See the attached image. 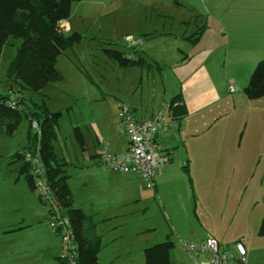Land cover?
<instances>
[{"label":"rangeland","instance_id":"374dc122","mask_svg":"<svg viewBox=\"0 0 264 264\" xmlns=\"http://www.w3.org/2000/svg\"><path fill=\"white\" fill-rule=\"evenodd\" d=\"M60 26L66 35L80 34L82 41L58 58L61 80L47 84L40 92L23 88L7 76L22 40L10 38L0 53V97L7 96L10 89L12 98L23 99L26 110H20L13 132L8 128L9 119L0 122V264H62L63 234L53 231L51 214L39 192L20 171L26 164L24 159H13L33 144L31 140L36 142L37 128L31 125V118L43 120L45 108L61 114L53 148L65 163L64 174L75 204H85L88 212L100 207L89 201L98 200L103 189L95 175L81 169L92 159L85 153L78 130L92 156L99 142L107 139L126 148L119 105L124 102L132 108L137 103L134 106L140 112L153 106L155 99L154 78L148 76L144 59L138 65L125 66L116 53L139 60L146 50L176 65L178 58L182 62L176 48L185 44L172 37H185L190 52L196 57L204 54V58L211 53L213 65L197 75L185 76L183 94L190 105L201 102L204 107L193 116L173 118L172 131L178 134L182 128L179 138L184 140L188 133L203 139L215 132L232 131L235 137L243 132L264 134V96L249 98L244 92L264 59V0H81L72 4L71 16ZM140 40L143 42L138 47L133 45ZM152 41L157 43L155 47H142ZM197 44L214 52L204 48L195 53ZM169 49L174 53H168ZM192 56L188 57L191 61ZM173 74L170 86L180 92L181 82ZM157 79V100L163 102L167 99L160 93L159 73ZM230 79L236 80L234 94L229 92ZM237 95L246 99L247 109L240 111L233 105ZM177 97L180 100L181 95L173 101H178ZM179 119L184 122L178 128ZM227 157L231 155L213 150L201 155L197 165L194 157L188 167L181 160L159 192L147 188L142 178L140 187L135 182L138 195L134 201L125 196V204L94 216L100 239L98 261L147 264L146 249L169 242L171 263L202 264L205 257L193 258L184 245L213 236L228 249L242 242L251 252L248 264H264V157L259 166L253 161L249 170L236 161L232 166L239 167L237 173L225 165L231 160ZM12 223L22 229H12Z\"/></svg>","mask_w":264,"mask_h":264},{"label":"trees","instance_id":"16d2710c","mask_svg":"<svg viewBox=\"0 0 264 264\" xmlns=\"http://www.w3.org/2000/svg\"><path fill=\"white\" fill-rule=\"evenodd\" d=\"M78 1L81 0H0V53L10 38L22 40L15 58L8 66V78L16 81L21 87L36 92H40L49 83L61 80L62 76L57 68L58 58L76 43H80L82 36L78 33L66 35L60 23L71 16L72 4ZM115 55L122 65L140 64V60L125 58L120 53ZM244 92L249 98L264 96V59L258 63ZM11 94L12 90L9 89L7 96L0 97V122L9 119L8 128L13 132L20 119V110H25V107L23 99H14ZM12 100L16 101L17 107L12 108L8 104ZM176 100H179V97ZM43 112V120L36 121L31 118L32 126L34 123L38 124V130L35 132L36 142L31 140L33 144L13 156V159H23L27 151L39 152L44 177L51 186L62 217L68 221V229L77 250V264H100L98 262L100 239L89 240L84 229L89 217L74 204L68 176L64 174L65 163L54 152L56 123L61 114L52 113L47 108ZM20 171L26 175L29 185L36 190L34 176L28 164L22 166ZM41 201L52 217L51 206L49 207L42 199ZM261 232L264 234V223ZM169 251V242L147 248L145 251L147 264H173ZM61 261L62 264H66L62 259Z\"/></svg>","mask_w":264,"mask_h":264},{"label":"crops","instance_id":"0c3cea01","mask_svg":"<svg viewBox=\"0 0 264 264\" xmlns=\"http://www.w3.org/2000/svg\"><path fill=\"white\" fill-rule=\"evenodd\" d=\"M63 29V28H62ZM64 31V29H63ZM65 33V32H64ZM172 40H177V42H184V46L178 45L176 48V54H179L182 56V62H180L179 58L176 60V65L172 63H168L166 59H164V56H160L157 54H154L150 51L144 50L143 52V58L139 57L138 59L142 60L144 59V65L148 67V76L149 74L153 75L154 81V101H153V106H149L148 109H142V114L141 111L139 112L138 107L134 106L131 108L132 109L134 116L138 120H145V119H151L155 117L156 115L163 113L164 117L167 120L173 119L171 117V111L172 108L175 105L181 104L184 106V109L186 110L185 115H194L198 110H201L204 106L201 104V102H194L192 105H190V102L187 100L186 96L183 94L182 90V82L184 79H186L187 75H197L198 72L208 69L213 65L212 60H213V55H211L208 58H204V54L201 56L197 52H203L204 48H208L209 52L212 51L214 52L213 48H209L206 45H198V47L195 49V53H197V57L190 52V50L186 47L187 45L190 44V42L184 37L178 38V37H172ZM143 41H135L133 45H136L138 47ZM152 42H146L142 45L144 47L145 45L152 44V47H155L157 43ZM132 45V43H131ZM128 47H133V46H128ZM141 47V48H142ZM200 47V51H199ZM171 49V48H170ZM170 49L168 50V53H174V52H169ZM137 51V50H136ZM167 53V52H166ZM137 55V54H136ZM190 55H193L192 61L191 59H188ZM138 57V55H137ZM187 57V58H186ZM199 57V58H198ZM225 59L227 60V55L224 56ZM189 60V61H188ZM151 62V64L148 63ZM197 61V62H196ZM187 62L188 64H185ZM200 63V64H199ZM181 64V65H180ZM185 66V67H184ZM192 66V69L188 68ZM141 68V67H140ZM144 68V67H143ZM186 68V69H182ZM192 71V72H191ZM157 73L161 76L160 82H161V96L163 100L159 101L157 100V95L159 93L158 89V79H157ZM173 76H176L179 78V82H181L180 85V92H177V90H173L174 87L170 86V80ZM171 74V75H170ZM168 76V77H167ZM186 76V77H185ZM185 77V78H184ZM233 81L236 82L235 79H230L228 82V87L230 85H234ZM240 89L242 87L239 86ZM178 95H181L180 100L173 101L174 98ZM165 97V98H164ZM237 100L233 102V105L236 106L238 110L242 109H247L246 107V99L241 96L237 95ZM169 99H172L171 102H169ZM238 102H242V106L239 108L238 107ZM124 104V102H123ZM120 107V105H119ZM248 110H251V106H248ZM140 113V114H139ZM169 114V115H168ZM238 118V117H237ZM122 119V117H121ZM240 118H238L239 121ZM180 120V119H179ZM123 122V121H122ZM179 123H176V127L178 126H183V119L178 121ZM178 126V128H179ZM173 129V128H172ZM172 129H169L168 131H163L158 135V141H162L164 144H166L167 148H164V150H170L171 151V161L169 164L165 165L162 167L160 174L156 177V191L159 192L163 190V186L165 185V180L169 177L170 173L173 171L174 167L176 164H179L181 160L184 165L187 167L192 163L193 157L195 164L197 165V162L200 161L201 155H205L206 153H209V151H219L221 153H228L231 155V160H229L225 165H227L230 169H233L236 171L239 167L241 168H247L248 170L252 168L253 161L257 160L258 166L261 163V160L264 157V134L263 133H257V132H249L246 134V132H243L235 137L234 132H215L214 134L210 135L208 138H200L196 137L195 135H192L191 133L187 134V140H184L183 138H179L181 136V129L178 134H175ZM123 130L125 128L123 127ZM123 136L122 129L120 131ZM125 132V131H124ZM127 137V135H126ZM79 138L81 142L84 144V150L85 153L88 155L90 159H92V163L90 165H87L88 167H82V170H85L87 173L86 174H93L98 180V183L100 187L103 189V193L98 200H95L91 198L89 201H92L94 203H97L100 207L97 209H92L90 212L86 210L84 207L85 204H79L77 206L75 204V199L74 204L78 207L81 208L86 215L89 217L88 220L84 224V229L86 231V234L89 238V240H96L98 239V234L95 230V222H94V216H98L99 214L104 213L103 211L105 210H115V208L118 205L125 204L124 198H129V201H134L137 198L138 191H135V182H138V186L140 187V175L136 173H122V172H116L108 168H104L101 166L102 158L104 155V146H107L109 148L110 152L112 154H120L126 151L127 146H128V137H127V145L126 148L124 146L122 147H117L116 144L109 139H107L105 142L100 141L98 144V151H96L95 155H91L89 150H88V145L86 144V139L84 138L83 133L81 131L79 132ZM183 141V142H182ZM183 144V145H182ZM163 147V146H162ZM172 148V149H171ZM179 151H174L175 149H178ZM181 148L184 150L181 151ZM241 163L239 167L237 166H232L233 163L238 161ZM174 161V162H173ZM245 161V162H244ZM191 162V163H190ZM243 163V167H242ZM197 169V168H196ZM237 173V171H236ZM136 174V176L132 175ZM138 176V177H137ZM70 178V177H69ZM31 188V187H30ZM32 189V188H31ZM71 190V189H70ZM32 192L34 193V190L32 189ZM72 193V192H71ZM73 197V195H72ZM74 198V197H73ZM38 206V202H37ZM107 218V216H104V218ZM264 219V218H263ZM12 229H22V226L20 225H14V223L9 225ZM213 237V236H212ZM209 238V237H208ZM203 239V238H202ZM202 241V240H200ZM223 245V244H222ZM250 253L248 251V258L250 256ZM194 258V256L192 255ZM200 258V256H198ZM99 262V261H98ZM100 263V262H99ZM100 264H106V263H100ZM189 264H198V263H189ZM205 264V263H202Z\"/></svg>","mask_w":264,"mask_h":264},{"label":"built area","instance_id":"2783aa9c","mask_svg":"<svg viewBox=\"0 0 264 264\" xmlns=\"http://www.w3.org/2000/svg\"><path fill=\"white\" fill-rule=\"evenodd\" d=\"M237 88L229 86V92L234 94ZM12 108L17 107L16 101L8 103ZM122 121L128 137V146L125 152L112 154L104 146V155L101 166L122 173H136L140 175L147 188L156 187V177L163 166L171 161V151L164 150L158 141V135L175 127L173 119L167 120L163 113L151 119L138 120L132 109L126 104H120ZM38 128V124H34ZM38 130V129H37ZM34 176L35 189L43 201L51 206V227L57 234H63L64 249L61 259L66 264H77V250L74 239L68 229V221L64 219L57 206L50 184L44 177L43 162L39 152L27 151L23 157ZM184 248L194 256H204L205 264H248V251L242 242L235 243L228 249L215 237H209L201 242L185 244Z\"/></svg>","mask_w":264,"mask_h":264},{"label":"water","instance_id":"95a60500","mask_svg":"<svg viewBox=\"0 0 264 264\" xmlns=\"http://www.w3.org/2000/svg\"><path fill=\"white\" fill-rule=\"evenodd\" d=\"M185 114H186V110L184 109V106L181 104L175 105L172 108L171 117L174 119L180 118V117L184 116Z\"/></svg>","mask_w":264,"mask_h":264}]
</instances>
